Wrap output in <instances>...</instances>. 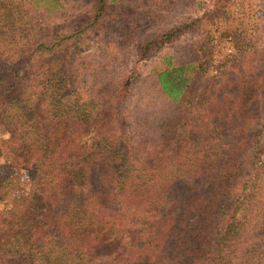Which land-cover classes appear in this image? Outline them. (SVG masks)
Here are the masks:
<instances>
[{"label":"trees","instance_id":"16d2710c","mask_svg":"<svg viewBox=\"0 0 264 264\" xmlns=\"http://www.w3.org/2000/svg\"><path fill=\"white\" fill-rule=\"evenodd\" d=\"M112 1L93 0L87 29L115 28L122 50L149 57L191 29L169 26L128 49L134 39ZM62 7L0 0V131L14 126L1 132L0 151L51 184L17 209L0 208V264H263L264 87L243 72L232 86L226 58L205 82L197 55H168L150 73L154 101L142 85L122 84L123 65L95 68L90 81L83 62L85 99L75 108L65 102L75 83L67 57L84 36L46 42L32 26V13ZM173 13L161 8L158 20Z\"/></svg>","mask_w":264,"mask_h":264},{"label":"rangeland","instance_id":"374dc122","mask_svg":"<svg viewBox=\"0 0 264 264\" xmlns=\"http://www.w3.org/2000/svg\"><path fill=\"white\" fill-rule=\"evenodd\" d=\"M172 1H112L115 18L117 21H121L120 25L124 29L130 30L127 33L134 39L131 40L130 47H126L128 49L134 48L139 40L145 39L148 35L153 33L157 35L169 26L174 27L185 21H190L191 29L183 39L152 52L149 57L134 49L122 50L121 41L118 39L119 35L116 37L113 34L115 28L109 30L104 27L96 32L87 29L93 0H61L63 7L55 14L47 13L49 11L47 9L32 13L35 15L34 18L32 17L34 33L46 42H50L59 33V35H64L70 34L71 31L84 36L83 44H79L73 50V56L67 57L75 83L70 84L74 92L70 91L72 95L68 96L65 102L75 108H79L84 102L83 78L80 77L83 62L85 70H87L86 73L92 75L89 78L90 81L93 80L95 68L106 65L110 69L114 68L115 64L118 67L123 65L126 72L119 77H128L129 79L123 81L122 84L126 85L130 80L133 86L142 85V89L145 90L144 97L149 96L155 101L157 99V96L155 97L156 89L150 82V73L155 65L162 64L163 66L162 57L168 55L184 62L190 61L191 55H197L201 64L205 65L201 68L205 82H211L216 69H218L219 61L226 58L228 62L226 63L227 75L225 76L228 81H231L232 86L243 72L246 81L251 83L250 77L253 76L257 84L256 87L258 89L264 87V57L262 56L264 55V0H235L226 9L221 8L222 11H219L218 5L221 0H177L174 1L178 3L177 6H173ZM192 3L205 4L206 8L208 7L207 12L201 9L191 11L188 5ZM201 7L204 9L203 6ZM161 8L174 10L175 14H173L180 16L168 18L170 16L167 17L165 14L161 16L164 19L158 20ZM187 10L189 11L186 12ZM188 14L191 18H184ZM181 15H184L183 18H180ZM239 47L245 48L241 54L238 53L240 52ZM246 49L249 54L246 59L230 62L233 57L242 59L241 55H244ZM121 53L123 54L121 55ZM142 56L145 57L142 59ZM116 58L118 61H114ZM240 80L242 78H239ZM225 85L229 84L225 83ZM232 86L229 85L225 90L232 93ZM262 91L260 90L258 97H261ZM263 113L264 111H262V115ZM13 129L14 126L10 123L1 129L0 134L2 132L3 135L5 134L4 136H9ZM91 137L92 135L88 137L89 141ZM262 137L264 143V130ZM7 153L6 149L3 150V154L0 151V180L4 181L3 186L5 187L0 192V208L17 209L27 202L34 191L50 193L51 184L43 174L17 168L10 161ZM7 191L10 193L5 195Z\"/></svg>","mask_w":264,"mask_h":264}]
</instances>
